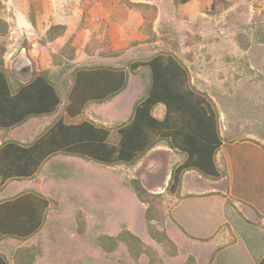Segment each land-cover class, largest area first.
<instances>
[{
    "label": "rangeland",
    "instance_id": "1",
    "mask_svg": "<svg viewBox=\"0 0 264 264\" xmlns=\"http://www.w3.org/2000/svg\"><path fill=\"white\" fill-rule=\"evenodd\" d=\"M0 19L8 24L0 46L11 82L25 83L48 72L62 97L54 116L0 130V145L11 140L29 143L54 121L71 122L65 107L74 72L81 68L110 67L128 73L121 94L89 105L75 120H91L115 132L130 119L134 105L148 90L149 70L133 65L160 53L173 55L189 69L192 84L215 104L226 142L257 146L228 145L229 165L223 158L219 162L230 176L238 210L260 223L254 212L264 216V0H190L185 4L178 0H0ZM54 25L65 26V33L48 41L46 32ZM164 112L159 105L154 115L162 118ZM183 159L167 145L158 146L133 167L52 157L33 178L0 185V201L32 191L51 203L42 229L27 241L1 240L0 254L13 263L19 248L37 246L42 253L35 264H149L146 255L135 261L124 245L113 253L96 245L97 237L116 236L126 228L151 247L162 264H185L191 255L197 264H208L214 249L236 243L223 250L214 264H264V257L252 259L244 250L252 240L258 241L255 256L258 248L264 250V228L246 224L237 208L227 207L223 217L219 198L189 200L180 207L185 199L165 195L164 229L177 246L176 257L149 236L146 205L137 199L129 180L139 178L151 192L164 193L172 169ZM226 184V178L214 184L193 173L183 193L224 192ZM224 218L230 224L224 225ZM78 220L84 222V235L78 232ZM217 226L216 235L206 242L188 237L182 229L209 237Z\"/></svg>",
    "mask_w": 264,
    "mask_h": 264
},
{
    "label": "trees",
    "instance_id": "2",
    "mask_svg": "<svg viewBox=\"0 0 264 264\" xmlns=\"http://www.w3.org/2000/svg\"><path fill=\"white\" fill-rule=\"evenodd\" d=\"M178 1L185 4L190 0ZM31 23L35 25L33 16ZM65 30V26H51L46 32V39L54 41ZM7 33L8 24L0 19V38ZM262 36L264 41V33ZM3 55L4 50L0 46V130L20 127L33 118L54 116L62 103V97L48 72L38 73L25 83H13L5 70ZM133 67L149 70V85L146 95L134 105L127 122L119 125L114 132L91 120L75 121L89 105L112 100L128 84V73L121 69H78L74 72L73 85L65 107L66 118L71 122L63 119L54 121L30 144L15 140L2 143L0 185L12 180L33 178L49 159L57 155L76 157L106 167H133L158 146L167 145L182 154L184 159L172 169L165 194L151 192L139 178L130 179L128 185L137 199L146 205L145 219L149 236L171 257H176L177 246L164 229L165 195L181 200L219 198L221 207L220 198H223L229 207L236 208L233 195L227 197L210 192L180 196L183 177L187 172L195 171L207 180L218 181L226 176V171L218 161L223 146H257L252 142H248L252 145L226 142L220 131V117L215 104L192 84L189 69L178 57L160 53L145 62L135 63ZM159 105L165 109L162 118L154 115ZM50 204L49 199L32 191L21 192L0 201V241H27L35 236L45 224ZM236 211L246 224L264 228L261 223L245 218L238 208ZM77 229L80 235H84L82 220H78ZM182 229L188 237L205 242L210 241L219 230L202 238ZM95 243L107 253H113L120 245H124L135 261L146 255L149 264H162L156 252L126 228L116 236L101 235ZM226 248L214 249L208 264H214ZM41 253V248L37 246L22 247L15 252L13 263L0 254V264H35ZM185 264H197L196 257L189 256Z\"/></svg>",
    "mask_w": 264,
    "mask_h": 264
},
{
    "label": "crops",
    "instance_id": "3",
    "mask_svg": "<svg viewBox=\"0 0 264 264\" xmlns=\"http://www.w3.org/2000/svg\"><path fill=\"white\" fill-rule=\"evenodd\" d=\"M165 113V112H164ZM163 117V116H162ZM45 118V117H44ZM24 125V124H23ZM21 143H23V142H21ZM31 142H29V143H23V144H30ZM158 148V147H157ZM156 149V148H155ZM154 149V150H155ZM153 150V151H154ZM224 159L226 162V164H227V166L229 165V156H228V154L225 152V148H224V146L222 147V149H221V151L219 152V154H218V161H220L221 159ZM193 174V173H196V174H198L197 172H195V171H190V172H187L185 175H184V177H183V185H182V189H181V196H186V195H190V194H195V195H201V194H196V193H193V191L191 192V191H187L186 193H183L184 191H185V189H186V179H187V177L190 175V174ZM199 175V174H198ZM199 177H201L200 175H199ZM224 178H226L227 179V184H226V186L224 187V192H218V191H210V192H217V193H221V194H223V195H225V196H227V197H231L232 196V191H231V189H230V186H229V181H230V176H229V174L228 175H226ZM224 178H222V179H220V180H218V181H211V180H208V181H211V182H214V184H218V183H220V182H222L223 180H224ZM210 192H208V193H210ZM221 200H222V210H223V217H224V215H225V213H226V210H227V207H229L227 204H226V200L225 199H223V198H220ZM189 200H193V199H185V200H183L182 201V205L180 206V207H183V203L184 202H187V201H189ZM237 205H235V207H236ZM230 209H232L233 210V208H231V207H229ZM237 208V207H236ZM254 216H255V218H257V219H260L259 221H260V223L262 224V226L264 227V216H262L261 214H259V213H257V212H254ZM262 217V218H261ZM251 221H253L254 222V220H251ZM223 223L225 224V223H229L228 221H227V218L225 219H223ZM230 224V223H229ZM219 226H217V227H215L214 228V232L217 230V228H218ZM253 227V226H252ZM263 231V230H262ZM214 232H213V234H214ZM193 236H195V235H193ZM195 237H199V236H195ZM202 238H204V237H202ZM257 243H258V241L256 242V241H254V240H252L251 242H250V247H249V245H245V251L247 252V254L248 255H250L251 257H252V259H257V258H262V257H264V250H262V248H258V251H257V255L255 256V254H254V250H257L256 248H255V246H257ZM238 245V243H236L235 245H233V246H230V247H227L226 249H228V248H233V247H236ZM254 249V250H253ZM225 250V249H224ZM253 264H257V262H255V261H253ZM259 264V263H258Z\"/></svg>",
    "mask_w": 264,
    "mask_h": 264
}]
</instances>
